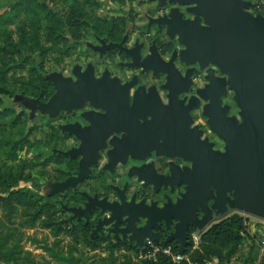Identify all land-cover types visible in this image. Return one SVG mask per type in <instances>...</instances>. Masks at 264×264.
<instances>
[{"label":"water","instance_id":"1","mask_svg":"<svg viewBox=\"0 0 264 264\" xmlns=\"http://www.w3.org/2000/svg\"><path fill=\"white\" fill-rule=\"evenodd\" d=\"M156 1L158 6L189 5L187 11L193 15L183 19V14L173 7L164 20L166 34L183 45L176 55L187 66L184 76L174 65L176 55L164 61L154 44L145 56L141 55L143 44L138 42L130 48L111 42L98 49L102 53L118 48L130 57L128 66L143 72L151 70L153 75L165 74L162 88L167 91V104L161 102L154 85H139L131 93L137 84L135 76L124 83L107 71L95 77L93 66L88 65L83 71L74 69L75 80L52 74L49 78L55 92L39 109L54 117L87 102L92 107L82 113L88 125L66 123L60 127L79 140L77 147L66 151L70 157L79 156V161L75 176L53 184L57 191L75 187L90 174L107 139L111 148L104 169L110 172L119 161L125 162L128 154L144 160L155 151L157 155L189 161L190 166L182 168L171 162L170 174L159 176L161 179L153 183L155 189L159 184L171 188L184 185L185 191L175 202L168 199L157 207L155 202L146 205L144 201L135 203L134 198L126 201L122 191L114 186L119 201L82 192L87 199L84 208H68L70 219L84 217L86 222L93 209L107 213L97 220L90 238L102 235L106 226L115 239L120 233L138 248L144 247L147 239L158 241L153 228H159V222L168 226L175 221L163 242H176L179 252L184 253L190 243L189 229H205L220 213L238 210L264 218V17L249 13L251 3L245 0ZM196 68L206 70V83L184 104L185 99H178V94L188 91ZM216 69L220 75L215 74ZM227 89L233 91L240 121L229 116L228 105L222 104ZM200 100L205 101L202 114L210 129L223 140V151L214 150L213 142L206 137L200 139L202 130L197 126L190 127L188 111ZM129 174L137 176L143 185L150 184L143 166L133 167ZM140 218L146 220L145 224L137 226Z\"/></svg>","mask_w":264,"mask_h":264},{"label":"rangeland","instance_id":"2","mask_svg":"<svg viewBox=\"0 0 264 264\" xmlns=\"http://www.w3.org/2000/svg\"><path fill=\"white\" fill-rule=\"evenodd\" d=\"M245 1L251 3L249 13L264 17V0ZM18 2L0 0V233L9 245L13 243V247L28 251L32 264H55V254L59 253L86 257L88 264H111V257L114 264H158L161 254L152 256L150 247L138 248L128 240L116 241L108 235L106 226L102 235L90 238V228L102 214L100 209L91 212L87 223L83 217L70 219L72 213L68 208L83 203L82 192L115 199L110 184L121 186L125 172L119 165L112 172L104 169L106 158L102 156L83 181L57 191L53 184L75 176L79 161V156L66 154L78 146L79 140L60 127L68 122L77 123L75 120L88 123L82 112L92 107L87 102L81 108L60 111L58 116L51 117L39 106L46 104L55 92L49 78L52 74L75 80L74 69L83 71L88 65L93 66L95 77L107 71L124 83L135 76L137 84L131 93L139 85L146 88L155 84L161 99L166 101V90L161 87L165 83L163 73L154 76L151 70L143 72L128 66L130 57L118 48L102 53L98 48L111 42L130 48L138 42L143 44L141 55L145 56L149 41L156 38L169 43L168 54L173 47L177 53L183 45L166 34V26L158 29L154 25L159 26L160 22L151 23L149 18L163 6H168V12L177 7L193 18L187 11L189 5L158 6L156 0H34L11 10L10 6ZM175 64L179 68L185 66L177 58ZM195 70L194 87H199L206 82V70ZM215 74L220 75L217 69ZM222 104L228 105L229 116L241 120L232 90L227 89ZM191 114L202 129L201 136L213 142L214 150L223 151V140L210 129L206 117L199 110ZM234 213L245 223L264 225V218L238 210L218 216L214 212L217 219L205 229L194 231L199 241L191 242L189 252L200 247L201 235L212 223ZM86 240L93 243L87 245Z\"/></svg>","mask_w":264,"mask_h":264},{"label":"flooded vegetation","instance_id":"3","mask_svg":"<svg viewBox=\"0 0 264 264\" xmlns=\"http://www.w3.org/2000/svg\"><path fill=\"white\" fill-rule=\"evenodd\" d=\"M167 8H168V6H163V7L159 8V10H161L160 12L157 11V14L150 15L149 20L151 21V23H157L156 21L160 22L159 26L157 25L158 23L156 25H154L158 29H163V27L165 28L164 20L168 19V15H169L168 14L169 12L167 11ZM182 13H183V15H182L183 19L190 18V15H187L183 11H182ZM149 42L150 43L148 44V52H149V47L152 44H154V46L157 49L161 59H163L164 61L170 60V58L172 57L173 54L176 55L175 51L177 49H175L174 47L171 49L170 53L168 54V51H169L168 49L170 48L169 47V43L159 42L156 38L151 39ZM178 49H180V48H178ZM148 52L145 53V55H147ZM176 58L179 60L178 56L176 55L174 60H173L174 65L179 70L180 74L182 76H184L187 67L186 66L181 67V68L177 67V65L175 64L176 63ZM195 71L193 72V74L195 73ZM149 72L151 73V71H149ZM193 74L191 75V85L189 86L188 91L180 92L178 94V99H185L184 104H187V102H188V100H189V98L191 96L196 95V89L197 88L203 87L205 85V83H206L205 82L202 86H199V87L195 86L194 87ZM156 75H154V76H156ZM163 76L165 77L166 75L164 74ZM156 78H158V77H156ZM165 81H166V78H165ZM163 84L164 83L162 82L161 83V87H162ZM153 85L156 87L155 84H153ZM146 88H148V87H146ZM156 89H157V87H156ZM157 92L159 94L158 90H157ZM166 94H167V91L165 93V96H166ZM159 96H160V99H161V95L160 94H159ZM161 102L163 104H167L168 103L167 96H166V101H163L161 99ZM204 103H205V101L200 100L198 102L197 106L190 108V110L188 111V114L190 115L191 120H192V123L190 124L191 128L194 127V126H197L198 129L202 130L200 128V125L198 123H196L195 115H192L191 112L193 110H199V112L202 114V106H203ZM64 114L68 115L70 113H68V114L64 113ZM75 122L78 123L77 120H75ZM68 123H73V122H68ZM79 124H81V123H79ZM86 125H88V123L81 124V126H86ZM117 136L120 137V134H117ZM204 138H205V136H204ZM204 138L202 136L200 137V139H204ZM206 138L208 139V137H206ZM208 141H210V140L208 139ZM106 143H107V146L99 151V157L97 159V161H100L102 156H104L106 158V162L104 163L103 167L105 166V164L108 161L107 152L111 148V145L108 144V139L106 140ZM78 144H79V141H78ZM171 162H173L174 164L178 165L179 168H182V167H185V166H190V162L185 160V159H183L182 157L175 156L173 158H169V157H166L164 155H157L155 153V151H151L150 155L148 157H146L144 160H138V159L132 158L128 154L126 159H125V162L119 161L115 165V168L118 165L123 167L124 172H125V176H124L125 180L122 182L121 186L110 184L111 189L116 194V198L110 200L106 196H103V197H106L107 200H109V201H119V196H118V194L116 192L117 190H115V188H114V186H117L122 191L126 201H130L132 198H134V202L135 203H139L141 201H144V204H146V205H150L152 202H155L157 207H162L164 205V203L167 202L168 199H170L172 202H175L176 199L180 196V193L185 191L184 185H175L173 188H171L170 186H166L164 184H159V185H157V188L155 189L154 184H153L154 181L158 182L161 179L159 176L166 177V176H168L170 174V163ZM149 165H151V167H149ZM142 166H143V172L147 175V178H148L147 180L150 181V184H148V185H143L144 182L143 181H139L137 179V176L129 174L130 170L133 167H142ZM94 195H97V194H93V195H90V196H94ZM81 196L84 198V201H83L82 204L78 205L77 207L84 208V204L87 201V199L85 198V196H83V195H81ZM97 197L99 199L103 198V197H99L98 195H97ZM210 203H211V200H209V204ZM93 210H95V209H93ZM198 213H199L198 216L201 215L200 212H198ZM100 215H102V214H100ZM100 215H98L96 217V219H95L96 222H97L98 219L103 217V215L102 216H100ZM84 221H85V218H84ZM145 221H146L145 219L140 218L139 222H137L136 225L137 226H142V225L145 224ZM174 223H175V221H171V223H169L168 226H164V224L162 222H159L160 227L159 228H153V231L157 234L158 242H163L167 238V236L173 230ZM120 225L123 226V224H120ZM90 229H92V227ZM107 233H108L109 236H112V238H113V233L108 232V231H107ZM188 233H189V231H188ZM188 237H189V234H188ZM126 240L127 239H123L122 238V235L120 233H119V238L116 239V241H123V242L126 241Z\"/></svg>","mask_w":264,"mask_h":264},{"label":"trees","instance_id":"4","mask_svg":"<svg viewBox=\"0 0 264 264\" xmlns=\"http://www.w3.org/2000/svg\"><path fill=\"white\" fill-rule=\"evenodd\" d=\"M34 0H19L18 3L10 6V9L20 8L21 3H29ZM246 225L244 224V218L236 213L227 217L219 219L215 223H212L203 233L200 247L195 251L189 252V246L191 242L186 246L184 253L188 257L187 260H182L178 264H206V261L212 257H217L219 263L229 260L235 253L238 252L239 247L242 244L244 236H246ZM194 228L189 229L190 232ZM6 236L0 233V261L10 264H32L29 259V252L22 251L18 247H13V243L9 245L8 240H5ZM96 242V241H95ZM123 242V241H119ZM93 241L86 240L87 245H91ZM164 243V242H160ZM127 244V243H126ZM173 247L174 252H178L176 242L169 243ZM133 247V245H128ZM54 254V253H53ZM55 264H88L86 263V257H75L70 254H55ZM165 256L158 259V264H168ZM111 264H114V260L111 257ZM113 261V262H112ZM264 264V260L260 263Z\"/></svg>","mask_w":264,"mask_h":264},{"label":"crops","instance_id":"5","mask_svg":"<svg viewBox=\"0 0 264 264\" xmlns=\"http://www.w3.org/2000/svg\"><path fill=\"white\" fill-rule=\"evenodd\" d=\"M211 222H213V220ZM186 258L188 259L187 255ZM263 260L264 225L257 226L250 222H246V236H244L242 240L241 249L222 264H260ZM206 264L220 263L217 257H212L210 260L206 261Z\"/></svg>","mask_w":264,"mask_h":264},{"label":"built area","instance_id":"6","mask_svg":"<svg viewBox=\"0 0 264 264\" xmlns=\"http://www.w3.org/2000/svg\"><path fill=\"white\" fill-rule=\"evenodd\" d=\"M246 225V223L244 222ZM194 230L190 232L189 235V241L196 244L199 241V235L194 234ZM193 232V233H192ZM152 248V251L150 252V255L154 256L157 253L161 254L162 256H165L168 258L173 264H178L186 258V255L181 252H174L172 245L160 243L158 241H153L151 239H147V243L143 248Z\"/></svg>","mask_w":264,"mask_h":264}]
</instances>
